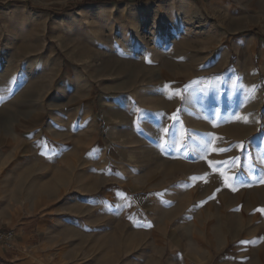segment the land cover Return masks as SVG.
I'll return each mask as SVG.
<instances>
[{
    "label": "rangeland",
    "instance_id": "obj_1",
    "mask_svg": "<svg viewBox=\"0 0 264 264\" xmlns=\"http://www.w3.org/2000/svg\"><path fill=\"white\" fill-rule=\"evenodd\" d=\"M83 1L0 0V264H264V0Z\"/></svg>",
    "mask_w": 264,
    "mask_h": 264
},
{
    "label": "trees",
    "instance_id": "obj_2",
    "mask_svg": "<svg viewBox=\"0 0 264 264\" xmlns=\"http://www.w3.org/2000/svg\"><path fill=\"white\" fill-rule=\"evenodd\" d=\"M136 1H139V0H136ZM114 1H110V0H95V1H92V0H85L81 3H78L77 5L75 6H72L70 8H65L63 11H70V10H73V8L75 7H81V6H86V5H105V4H111L113 3ZM37 10H40V9H37ZM41 11V10H40Z\"/></svg>",
    "mask_w": 264,
    "mask_h": 264
},
{
    "label": "built area",
    "instance_id": "obj_3",
    "mask_svg": "<svg viewBox=\"0 0 264 264\" xmlns=\"http://www.w3.org/2000/svg\"><path fill=\"white\" fill-rule=\"evenodd\" d=\"M14 236L15 234L12 231L7 233L0 232V244L13 248L12 241L14 240Z\"/></svg>",
    "mask_w": 264,
    "mask_h": 264
}]
</instances>
